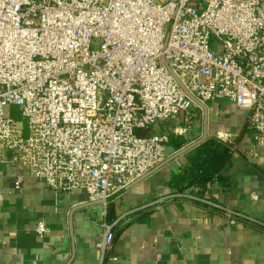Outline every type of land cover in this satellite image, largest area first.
<instances>
[{"label":"built area","instance_id":"built-area-1","mask_svg":"<svg viewBox=\"0 0 264 264\" xmlns=\"http://www.w3.org/2000/svg\"><path fill=\"white\" fill-rule=\"evenodd\" d=\"M223 99L249 112L264 144V0H0V164L56 191L83 189L107 207L167 159L195 109ZM157 122L164 132L143 133ZM178 198L264 227L211 195L172 192L105 222L97 264L116 224Z\"/></svg>","mask_w":264,"mask_h":264},{"label":"crops","instance_id":"crops-1","mask_svg":"<svg viewBox=\"0 0 264 264\" xmlns=\"http://www.w3.org/2000/svg\"><path fill=\"white\" fill-rule=\"evenodd\" d=\"M193 113L187 132L172 134L167 158L205 133L206 138L232 136L234 152L210 184L211 196L264 221V144L247 128L249 112L223 99ZM177 123H184L183 117ZM173 138L182 142L180 148L171 144ZM191 150L112 196L107 207L90 201L83 189L62 192L48 187L25 165L0 164V264H97L103 224L175 192L191 165ZM19 176L24 180L16 190ZM38 221L47 224V234L37 232ZM113 232L105 264H264V227L232 224L222 213L187 199L134 213Z\"/></svg>","mask_w":264,"mask_h":264},{"label":"trees","instance_id":"trees-1","mask_svg":"<svg viewBox=\"0 0 264 264\" xmlns=\"http://www.w3.org/2000/svg\"><path fill=\"white\" fill-rule=\"evenodd\" d=\"M143 133H150L149 131ZM171 144L175 149L182 146V142L173 138ZM190 155L191 165L177 181L175 192L188 191L202 195H212L210 184L219 175L220 171L230 162L234 152L233 144L218 138H206L192 148Z\"/></svg>","mask_w":264,"mask_h":264},{"label":"water","instance_id":"water-1","mask_svg":"<svg viewBox=\"0 0 264 264\" xmlns=\"http://www.w3.org/2000/svg\"><path fill=\"white\" fill-rule=\"evenodd\" d=\"M197 101V100H196ZM198 102V101H197ZM207 137V133H205L203 135L202 138H200L199 140H197L194 143H191L190 145L182 148L181 150H179L178 152L174 153L173 155H171L170 157H168L163 163H161L160 165H158L155 169L151 170L149 173H147L146 175H144L143 177H141L140 179H138L135 183H133L132 185L136 184L137 182L145 179L146 177H148L149 175H151L152 173H154L155 171H157L158 169H160L161 167H163L164 165L168 164L171 160L175 159L176 157H178L179 155H181L184 152H187L189 150H191L192 148H194L195 146H197L198 144H200L201 142H203L205 140V138ZM132 185H130L129 187H131ZM129 187H127L126 189H128ZM124 189V190H126ZM123 190V191H124ZM121 191V192H123ZM119 192V193H121Z\"/></svg>","mask_w":264,"mask_h":264},{"label":"rangeland","instance_id":"rangeland-1","mask_svg":"<svg viewBox=\"0 0 264 264\" xmlns=\"http://www.w3.org/2000/svg\"><path fill=\"white\" fill-rule=\"evenodd\" d=\"M18 119L23 123L25 127H27V123H28L27 117L19 114ZM164 131H165V125L162 122H157L153 124L150 129V133H156V134H160ZM169 150H170V145L167 144L166 153H168Z\"/></svg>","mask_w":264,"mask_h":264}]
</instances>
